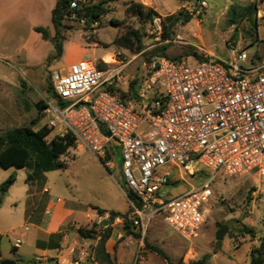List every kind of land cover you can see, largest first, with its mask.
<instances>
[{"label":"rangeland","instance_id":"rangeland-1","mask_svg":"<svg viewBox=\"0 0 264 264\" xmlns=\"http://www.w3.org/2000/svg\"><path fill=\"white\" fill-rule=\"evenodd\" d=\"M99 2H104L106 11L98 23H86L77 18L66 22L71 29L64 32L62 57L48 65L46 59L39 62L52 52V46L42 40L31 25L50 26V14L15 15L14 20L0 25L1 132L27 126L35 120L36 129L46 125L45 117L38 113L35 104L52 99L47 92V88H53L52 72L65 70L72 62L88 60L105 65L112 55H116L117 61L136 56L122 70L125 83L118 84L119 90L127 91L132 80L144 77L145 66L164 57L158 54L163 47L168 58H185L188 64H194V57L206 52L227 59L233 46L246 50L256 60L260 59L259 54H264V0H204V7L194 0H92V5ZM131 2L153 9L158 16L147 21L127 14L125 9ZM248 6L250 14L238 18L236 25H232L230 9L241 12ZM187 17L191 18L189 22H185ZM136 34L140 36L139 42ZM118 39L123 46L117 44ZM23 47L30 54L31 64H27L25 53L20 50ZM7 56L10 59H5ZM109 66L116 67L114 62ZM60 161L66 167L50 172L40 171L33 162L23 169L0 168V185L10 175L15 176L14 184L0 203L1 261L15 258L16 238H21L22 244L15 248L32 256L33 246L28 239L33 228L24 218L29 187L45 185L53 201L60 198L68 204L73 202L80 212L98 207L108 212H129L118 156L114 158V168L104 166L89 150L81 148L69 150ZM189 183L181 182L171 196L186 192ZM211 189L210 212L191 240L182 239L155 218L140 233L141 249L148 251L143 243L145 238L150 245L160 247L175 264H189L203 255H209L208 264H249L251 249L264 239V178L253 174L222 175L216 178ZM242 224L254 229V237H241L237 233ZM79 226H93L98 234L106 230L96 220ZM222 226H227V231L221 241H216ZM25 227L29 228L27 232L23 230ZM110 228L111 234L117 230L124 233L121 224Z\"/></svg>","mask_w":264,"mask_h":264},{"label":"built area","instance_id":"built-area-1","mask_svg":"<svg viewBox=\"0 0 264 264\" xmlns=\"http://www.w3.org/2000/svg\"><path fill=\"white\" fill-rule=\"evenodd\" d=\"M91 5L72 0L70 18ZM112 56L113 68L81 60L52 72L56 98L44 100L46 126L106 167L119 157L124 189L136 203L126 197V217L99 214L102 229L127 220L144 232L159 218L189 241L206 222L218 176L264 178V57L239 48H230L227 59L206 52L194 64L158 57L145 66L136 100L124 102L110 89L125 83L122 70L136 56ZM188 181L186 192L171 196Z\"/></svg>","mask_w":264,"mask_h":264},{"label":"trees","instance_id":"trees-1","mask_svg":"<svg viewBox=\"0 0 264 264\" xmlns=\"http://www.w3.org/2000/svg\"><path fill=\"white\" fill-rule=\"evenodd\" d=\"M72 0H56V4L51 12V24L53 27L54 34L51 35L49 28L43 26H36L33 31L40 34L42 40L48 41L52 46V52L47 56L45 63L48 65L52 62L60 60L63 54V44L65 41L64 32L71 27L66 25V22L72 20L70 18L71 11H69V5ZM195 2L201 3L204 0H194ZM104 2H99L89 7H85L80 11H76V18L80 19L86 23H98L101 16L105 14V8L103 7ZM127 14L142 17L144 20L152 21L154 16H158L156 11L147 8L140 3L131 2L127 5L125 9ZM251 11V7H245L241 12L235 9H230L229 19L232 25H236L237 19L246 18ZM191 18L187 17L185 22H189ZM136 40L140 41V36L136 34ZM117 44H121L120 39H118ZM162 54L166 59L171 61H176L178 58H168L165 55V47L160 49ZM156 56V55H155ZM158 56V55H157ZM197 59H201V56H196ZM150 62V61H149ZM99 68L105 67L103 63L98 65ZM143 79V78H142ZM142 79L135 78L129 83L127 91H121L117 87H112L110 91L119 96V98L124 101H132L137 98V89L142 81ZM47 92L50 98H56L53 88H47ZM35 108L38 113L43 114L45 108V101H38L35 104ZM36 120L31 121L27 126L15 127L10 130L1 132L0 131V168L9 169H23L27 168L33 162L35 167L42 172H50L60 168H65V163L61 162L62 156L66 155L71 149H74L73 141L69 138L61 139L56 137L54 131L49 129L46 125L35 128ZM103 134H107L106 131L101 128ZM52 135V136H51ZM51 136V137H50ZM114 148L117 150V145L114 144ZM117 152V151H116ZM103 162V161H101ZM104 165V163H103ZM15 176L10 175L1 185H0V203L3 197L8 192L9 188L14 184ZM126 197L132 202L136 203L135 196L132 192L122 188ZM98 214H102L105 210L100 208H94ZM111 217L121 216L126 217V214H121L115 211H109ZM94 226V225H93ZM92 227L88 228L86 226H79L76 229V233L86 240H95L96 236L99 235L98 243L95 248L96 257L104 262L105 264H117L114 258L106 251L105 244L110 238L111 228L108 226L102 234L96 233L95 229ZM135 227L131 222L125 221L123 224V231L126 235H131L136 240L141 239V232H134ZM137 230V229H136ZM237 233L244 237L246 235L254 237V229L247 227L245 225H240L237 229ZM143 243L145 248L159 256L167 264H175L171 262L169 257L164 253V251L155 245H150L145 238H143ZM17 264H37L33 260H24L17 258ZM209 255H203L199 260L193 261L189 264H208ZM182 264V263H177ZM249 264H264V239L260 240L259 246L251 249L250 252V263Z\"/></svg>","mask_w":264,"mask_h":264},{"label":"crops","instance_id":"crops-1","mask_svg":"<svg viewBox=\"0 0 264 264\" xmlns=\"http://www.w3.org/2000/svg\"><path fill=\"white\" fill-rule=\"evenodd\" d=\"M55 4L56 0H0V25L14 20L15 15L28 16L45 13L50 14L51 19ZM36 26L38 25L32 24V30ZM43 27L49 28L51 35L54 34L52 24ZM45 42L51 45L48 41ZM20 50L25 53L27 64H31L30 54H27L26 48L23 47ZM46 56L39 63H42ZM258 56L261 59L264 54ZM5 59H10V56ZM49 193L50 190L45 185L41 188L38 185L34 189L29 187L24 218L33 228L28 239L33 246L32 256L29 257L25 252H20L15 248L22 244V239L16 238L21 243L14 244L13 252L16 256L12 261L17 264L15 260L21 258L33 260L37 264H105L96 257L95 248L99 235L95 240H86L76 233L79 224L95 221L99 215L98 212L92 209L90 212H80L75 203L68 204L60 198L53 201ZM105 212L108 211L105 210ZM23 230L27 232L29 228L25 227ZM23 236L27 235L23 233ZM141 245L140 240H134L131 235L117 230L112 232L106 241L105 248L117 264H167L156 254L141 249Z\"/></svg>","mask_w":264,"mask_h":264},{"label":"water","instance_id":"water-1","mask_svg":"<svg viewBox=\"0 0 264 264\" xmlns=\"http://www.w3.org/2000/svg\"><path fill=\"white\" fill-rule=\"evenodd\" d=\"M227 231V226H222L216 234V241H221L225 232ZM0 264H15L14 261H2Z\"/></svg>","mask_w":264,"mask_h":264},{"label":"bare ground","instance_id":"bare-ground-1","mask_svg":"<svg viewBox=\"0 0 264 264\" xmlns=\"http://www.w3.org/2000/svg\"><path fill=\"white\" fill-rule=\"evenodd\" d=\"M112 57H113V56L110 57V60H111V61L109 62V64L113 63V58H112ZM107 63H108V62H107Z\"/></svg>","mask_w":264,"mask_h":264}]
</instances>
